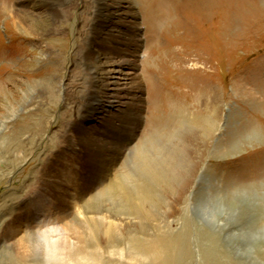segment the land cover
<instances>
[{
	"label": "rangeland",
	"instance_id": "rangeland-1",
	"mask_svg": "<svg viewBox=\"0 0 264 264\" xmlns=\"http://www.w3.org/2000/svg\"><path fill=\"white\" fill-rule=\"evenodd\" d=\"M186 147V193L151 185ZM140 188L162 204L139 264H264V0H0V264L84 209L121 225Z\"/></svg>",
	"mask_w": 264,
	"mask_h": 264
},
{
	"label": "bare ground",
	"instance_id": "bare-ground-1",
	"mask_svg": "<svg viewBox=\"0 0 264 264\" xmlns=\"http://www.w3.org/2000/svg\"><path fill=\"white\" fill-rule=\"evenodd\" d=\"M36 5L37 4H35V6ZM102 6L104 9L101 10H103V12H106L107 14H103L99 11V17L93 27L94 33H97L98 30H107L108 23L110 22V20L108 19L110 15L108 13L113 14V12H111L105 4ZM133 11L134 9L130 7V16H133ZM103 18H106V20L108 19L109 21H105L103 20ZM18 19L19 18H17L13 22L14 26L19 24L20 19ZM100 60L102 59L98 55H94L91 52L86 53V61L89 65V69L90 66L91 68L94 67L95 69L96 64H98ZM90 74L92 75V79H94V75H96V72L93 70V68L92 71L90 70ZM102 104V100L95 98L94 102L88 101L84 105L85 107L89 108V114L93 115L94 109L99 110V107H101ZM215 129V124L210 123L209 129L203 133V139H210L211 135L213 136ZM192 152V149H187L186 147V149L182 152H177L174 155L170 156L165 161V163L163 161V165H161L158 170H156L152 165L146 164L144 167V171L150 177L149 182H152L151 185L153 184L156 187L158 186L160 188L163 187L167 192L169 190L175 191L178 197L181 198V196H183V194H185L187 189L189 188V183L194 176L195 165H192L194 163L190 161L192 160ZM178 160L179 164L178 166H175L174 163L178 162ZM188 161L191 163L192 167H188V170H186L187 167H185L184 165ZM182 166H184L183 169ZM149 188L147 189L148 192L145 190H141L140 188L139 192L141 191V195H139V197L136 196L135 198H131L128 195L125 198L124 196V201H126V203L124 202V204H128L129 207L123 208V210L121 211L123 215H126V217L123 218L126 219V221L131 222V220L133 219L139 220L140 223L138 233L142 237L136 235L130 236L129 238L125 239L121 235L119 229L127 228L129 222L124 223V220L120 219V221L124 223V225H122V223L120 225L119 223H116L110 219L111 217L115 218L114 214L101 216L100 210L96 208H91V212L93 213V215L95 214L94 217H88L87 214H89V209H84V212L82 213L83 215L79 220L77 219L75 223L73 222L71 225H67L66 228H60L59 230L53 229V232L46 233V235L44 234L45 238L44 240L42 239L43 241L41 240L42 242L38 240L37 242L32 243V241H30V243L28 242L24 246L20 245L18 248V251L20 252H17L19 254H17L15 261L19 262L18 264H104L102 261L106 256L105 258L108 257L114 262H118L117 264H131L133 262V264H139L144 260V258H147L145 254L148 253V251L151 249V244L149 243L150 239L148 238V236L150 235L149 233H151V230H149L147 223H150L151 221L155 220L157 221L161 214V208H159V206L162 204L161 196L159 194H156V192L152 190V188L154 189V187H152L151 190ZM206 193H208V191ZM121 194L125 195L126 193L122 192ZM97 201L101 202V200ZM114 203L116 202L114 201ZM202 213L204 217L210 220L206 209L202 210ZM116 215L120 217V213ZM263 215L264 212L262 216ZM62 231H65L64 235L69 234L68 236L75 240L76 243L82 245V247L78 246V248H74L70 251L68 249H65V247H61L65 246L67 242L66 239H63L64 235ZM52 234L55 236L57 234L59 238L49 239L50 235ZM26 239L28 241V239L30 238L28 237ZM127 245L129 246V248L124 249V246Z\"/></svg>",
	"mask_w": 264,
	"mask_h": 264
}]
</instances>
